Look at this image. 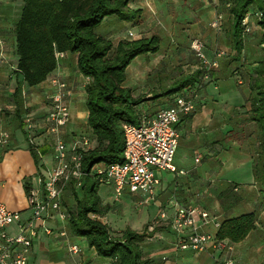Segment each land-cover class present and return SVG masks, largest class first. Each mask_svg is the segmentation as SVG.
Listing matches in <instances>:
<instances>
[{
	"label": "trees",
	"instance_id": "trees-1",
	"mask_svg": "<svg viewBox=\"0 0 264 264\" xmlns=\"http://www.w3.org/2000/svg\"><path fill=\"white\" fill-rule=\"evenodd\" d=\"M22 1L23 9L14 33L18 56L16 72L23 82L28 87H34L53 76L59 65L56 58L59 51L75 54L79 71L89 79L85 88L88 110V131L85 132L90 136L93 147L84 154L82 178L72 179L63 191L64 196L65 190L70 189L76 200V210L72 213L66 209L63 201L68 213L69 232L85 239L99 256L110 259V264H154L150 257L144 255L141 247V242L147 236L144 232L128 228L121 236H113L109 226L95 217L102 215L108 207L102 204L99 187L103 184L94 168L123 161V125L137 124L144 113L140 109L144 99L134 97L133 90L126 86L127 70L137 57L159 52L160 36L152 34L138 39L126 38L114 44L99 33L106 19L117 18L132 27L140 24L141 10L133 9L130 0ZM226 5L232 19L233 47L240 55L244 50V20L250 8L257 10L256 16L257 13L261 14L257 18L264 30V0H228ZM253 68L245 79L248 85L246 103H249L245 122L255 125L253 134L257 145L252 158L254 184L264 192V58ZM200 74L199 70L185 76L176 85L165 87L164 91L157 92L150 99L156 101L161 96L172 97L171 104L174 97L184 90L197 92V83L203 82ZM236 75L243 83L241 75ZM22 92V86H17L11 101L20 119L19 129L27 138L28 148L40 172L47 147L37 146L27 136ZM31 185L32 178H27V191ZM236 186L237 183L228 182L219 194L225 211H231L241 200ZM257 222L255 211L227 216L222 219L216 236L224 241L241 242L256 229Z\"/></svg>",
	"mask_w": 264,
	"mask_h": 264
},
{
	"label": "crops",
	"instance_id": "crops-1",
	"mask_svg": "<svg viewBox=\"0 0 264 264\" xmlns=\"http://www.w3.org/2000/svg\"><path fill=\"white\" fill-rule=\"evenodd\" d=\"M224 2V0H130V6L133 9L141 10L140 24L133 27L137 29V31H133L135 36H137V38L134 36V39L141 38L138 37V35L141 34V31H150L144 34L145 37L156 34V31L159 28H161V30L163 28L167 30V26H169L170 23L174 24L172 26H176L175 23L177 25L179 23H181L182 26L184 25L183 27L185 28H183V32L187 36L193 33L194 36L198 35L199 37H206L208 25L215 20H218L219 17H221V26L218 28L219 31L217 32L220 33L219 37L221 39V37L225 34V15L228 14L227 21H231L232 24V19L228 11L227 14L220 13L219 11V5ZM255 11L257 10L250 8L249 28L251 29V32H254L257 27L261 28ZM200 23L203 27H199ZM227 35L232 36L231 26L229 33H226V36ZM208 37H210V35L206 38ZM219 37H214V41H218ZM217 45L213 49L207 48V52L209 54L214 53L219 47V45ZM260 47L264 48V43H262ZM228 50L229 48L224 49L226 53L229 52ZM232 51L235 53L234 50ZM149 55L150 54L139 56L130 64L127 70L126 86L133 90L134 97L141 96L144 99L140 109L149 115H153L162 104L160 105L158 100L155 101L150 99L159 91H155L154 88H156V86H153L146 81L148 64L144 65L142 60H149ZM14 61V67L17 68V53L14 55ZM133 70L136 75L135 78H133L134 80L130 76V73L133 72ZM143 72H145L144 75ZM53 75H59L72 87L73 94L69 99L72 120L65 128L64 134L66 140L70 142L75 135L80 134L79 132L86 126L87 123L88 110L85 101V88L86 82L89 79L79 71L77 56L71 53H67L64 58L60 59L57 70ZM211 84L213 83H210V85ZM213 85H215L216 88L219 86L216 83ZM50 91L51 87L47 79L43 83L34 87H28L27 90L25 89V91L22 92L24 99L23 106L25 109L24 115L26 116L29 114L33 122L31 135L34 143L40 147H47V153L42 157V161L44 162L43 166H47V164H49V154L51 155V152H53V146H51L53 141L46 132L44 123L45 116L49 110L46 95ZM34 105L38 106L39 109L35 112H29V109H31ZM207 106V104H204L202 108L197 109L195 114L187 117L179 124L181 137L178 149L181 146V150L178 158L176 152L175 164L179 169L184 170L185 173H175L176 177L172 181H165L163 178V172L156 201L151 204L163 205L167 212L168 210H171L170 213H168L169 215L173 214L172 203L174 201L182 204H198L213 214L221 217V220L227 216H232L230 213L238 208L239 203L231 211H225L219 201H216V204H214L215 206H207L202 202L203 198L198 199V196L194 197L192 194L193 189L194 192H196V178L203 181L204 179L218 182L220 180L226 184L228 182H234V180H232L234 175H229V170L224 171L219 166L217 167L218 170H213L211 167L212 162H218V164L222 166V156L224 153H227L225 150H228V147L223 141L224 134L222 132L221 124H218L219 122L216 121L217 116L214 117L215 112ZM1 128L2 127L0 126V131L3 130ZM19 132L20 131L17 130L15 133H11L13 135L11 144L0 160V201L4 202L11 210L21 212L22 217L27 219L31 216V210L29 208L25 181L27 178L33 179L35 174L38 172V168L35 164L34 157L28 148L26 137L23 136V133L22 136H19L17 134ZM197 156L202 157L200 162L196 161ZM247 158L248 159L246 160L238 162L235 167L238 170H244V175H246L245 182L252 187H256L254 184L255 182L252 168L253 161L250 157ZM203 163H206V166H204V168H198V164L201 166ZM205 176H207V178H205ZM188 178L191 182H189L187 186L183 185L182 181L184 182L186 180L188 182ZM107 187H110L112 190L110 185ZM225 187L226 185H222V188L220 186V192ZM126 194L128 197L125 198L127 199H131V197L137 198L136 195L130 193ZM202 194L203 193H201V195ZM239 195L241 196V194ZM184 198L185 201H182ZM262 213L263 215L259 216V218L264 216V210ZM59 224L60 223L56 221L49 222V225L52 227H57ZM208 229L213 231L212 227H209ZM161 232L163 233V236L160 237V239L164 240L158 243L159 246H154L151 249L152 252L149 256L154 264H220V262H225L228 258L234 259V264H264V224L260 221L257 222L256 229L252 231L243 241L238 243L228 241L232 246V250L210 247L206 252L199 255L194 254L191 251L178 250L174 245L175 235L171 232L170 228ZM44 236L45 237H41L40 239L38 238L40 240L39 242L38 239L35 241L30 255L29 264H48L45 260V254L48 249L51 252L58 251L56 257L57 260H51L49 264L111 263L110 259L99 256L95 249L90 248L87 241L83 238L71 235V240L81 244L83 248V252L80 256L72 258V255L66 252L68 251L66 246L67 243L64 239L47 235ZM62 256H64V258H62Z\"/></svg>",
	"mask_w": 264,
	"mask_h": 264
},
{
	"label": "built area",
	"instance_id": "built-area-1",
	"mask_svg": "<svg viewBox=\"0 0 264 264\" xmlns=\"http://www.w3.org/2000/svg\"><path fill=\"white\" fill-rule=\"evenodd\" d=\"M258 17L261 14L257 13ZM220 28L221 17L211 24ZM249 31V15L244 20ZM131 36H135L130 31ZM193 48L197 55L207 65L219 67V58L208 60L204 53V44L198 39ZM67 53L56 52L58 64ZM216 54L222 57L226 52L217 49ZM51 91L46 95L49 110L45 116L46 132L53 141V156L55 166L47 173L37 172L32 179L31 188L27 191L31 216L22 217L21 212L11 210L0 201V264H29L30 255L35 241L40 233L62 238L67 243V250L77 257L83 252L81 244L71 240L68 229V213L63 205V191L72 179L79 180L84 175V154L93 147L90 136L85 132L77 134L72 141L65 138V128L72 120L70 97L72 87L59 75L48 79ZM89 82V80H88ZM241 83L242 81L239 80ZM196 92L184 90L178 93L171 104L161 105L155 114L143 113L137 124L125 123V147L123 161L107 166L97 165L94 170L100 176L103 185H110L116 198L125 192L136 195L138 206L145 207L156 201L162 173L171 172L184 174L175 164V156L180 142L179 124L187 117L197 112ZM27 131L32 134L33 122L30 115L24 116ZM34 142L32 135H29ZM12 141L9 130L0 131V160L6 153ZM197 156L196 161H201ZM173 214L164 209L160 218L155 220L148 231L154 232L161 222H166L175 235V247L181 251H191L194 254L206 252L210 247L232 250L228 241L217 238V232L222 220L206 208L198 204H182L174 201ZM50 221L60 224L57 227L49 225ZM17 225V231L9 228ZM212 227V230L208 228ZM163 234H155L152 238H160ZM220 264H234V259L228 258Z\"/></svg>",
	"mask_w": 264,
	"mask_h": 264
},
{
	"label": "rangeland",
	"instance_id": "rangeland-1",
	"mask_svg": "<svg viewBox=\"0 0 264 264\" xmlns=\"http://www.w3.org/2000/svg\"><path fill=\"white\" fill-rule=\"evenodd\" d=\"M224 1L223 4L219 5V11L220 13L227 14L226 1L228 0ZM22 9V0H0V126L2 127L1 129L9 130L12 134L19 130L20 134L17 133L19 136H22L23 132L19 129L20 119L15 114V105L12 103L11 98L17 86H22L23 91L28 89V86L23 82V78L17 74L16 68L14 67V55L16 53L14 30L21 17ZM227 16L228 14L224 17L225 34L221 37L222 40L219 37L220 33L217 32L219 31L218 28L216 29L213 27L211 25L212 23L208 25L207 28L206 37L210 35L208 38L199 37L198 35L194 36L193 33L187 36L183 32V28L185 27H183L184 25L182 26L181 23L178 25L175 23L176 26H172L174 24L170 23V25L167 26V30L165 28L162 30L161 28L157 29L156 34L161 36L160 50L155 54H150L148 57L149 60H142V63L144 65L148 64L146 81L156 86L154 90L159 92H162V90L170 84H172V86L173 84L176 85L183 77L190 76L199 70L201 71L200 77L203 81L202 84H205V86L201 83H197L199 86L196 92L198 109L202 108L204 104H207V107L215 112L214 117L217 116L216 121L219 122L218 124H221L224 134L223 141L228 147V150H225L227 153H224L222 156V166H220L218 162H212L211 167L213 170L217 169L218 166L224 171L229 170V175H234L232 180L237 183L236 190L242 196L238 208H236L235 211L233 210L230 215L255 211L258 215V221L264 224V216L259 218V216L263 215L262 212L264 210V192L257 186L252 187L247 184L245 182L246 175H244V170H238L235 167L238 162L248 159L247 157L252 159L257 145L255 135L253 134L255 125L245 122L246 111L249 109V103H246L248 85L245 79H247L248 72L254 70L253 67L257 62L264 58V48L260 47V45L264 43V30L259 27H257L254 32H251V29L249 31L246 30L244 34V50L240 55H237L233 47L232 36H226L231 26V21H227ZM201 26L200 23L199 27ZM98 31L100 34L111 39L114 44H117L121 39H134V37L129 34V31L135 32L137 29L126 22H121L117 18H114L112 20L106 19ZM148 32L150 31H141L138 37H144V34ZM214 37H219L218 41L215 42ZM135 38H137V36H135ZM196 39H199L204 44L203 51L208 60L219 58V67L213 68L207 65V63H204L203 59L197 55L193 48ZM217 44L219 45L218 48L222 50L229 48L228 54L218 57L216 51L212 54L207 52V48L213 49ZM232 50H234L235 53ZM237 73L241 75L243 83L239 82L238 76L236 75ZM144 74L145 72H143V75ZM130 76L132 79L135 78L136 75L134 70L130 73ZM87 83L88 81L86 84ZM210 83H216L219 86L216 88L215 85H210ZM161 99L158 100L160 105L170 104L172 101V97L161 96ZM22 101H24L23 97ZM38 109V106L34 105L29 109V112H35ZM82 129L79 132L80 134L85 133L87 126ZM29 135H31V133L27 131V136ZM23 136H25L24 133ZM51 146H53V143H51ZM180 150L181 146L177 151V158L180 155ZM51 155L49 154V164H47V166H42V173H47V170L54 168L55 160L53 152H51ZM42 163L44 165L43 161ZM204 166H206V163H203L201 166L198 164V168H204ZM175 177V173L164 172L163 174L165 181H172ZM205 178H207V176H205ZM189 180L188 178V182L186 180L184 182L182 181V184L187 186L188 183L191 182ZM195 182L197 183V187H195L196 192H194L192 188L194 197L198 196V199L203 198L202 202L207 206H215L214 204H216V201L220 202L219 193L222 185L225 186L226 183L220 180L219 182L210 181L208 179H204L203 181L199 180V178H196ZM107 186L108 185H103L99 187V195L103 206H107L108 209H106L102 215L94 216L109 226L113 236H121L128 228L140 233L144 232L147 236L141 242V247L144 251V255L149 257L152 252L151 249L154 246H159L158 243L164 240L152 237L156 233L163 234L161 231H166L169 228L166 222H161V225L154 229V232L148 231L149 226L160 218L159 214L160 211L164 209V206L156 204L140 207L138 206L137 198H125L128 197L126 193L129 192H125V195L116 198L114 190H111L110 187L108 188ZM77 192H79L81 196L79 189ZM201 193L203 194L201 195ZM63 201L66 209H68L70 213L76 210V200L70 189L65 190ZM182 201H185V198L182 199ZM170 211L171 210H168V213H170ZM9 230H11V232H16L17 225L13 224ZM41 237H45L42 232L40 233L39 239ZM39 239L38 242L40 241ZM64 251L62 252L65 253ZM57 253L58 251L51 252L49 249L47 250L45 260L48 264L51 260H57ZM71 257L73 258V256ZM62 258H64V256H62Z\"/></svg>",
	"mask_w": 264,
	"mask_h": 264
}]
</instances>
